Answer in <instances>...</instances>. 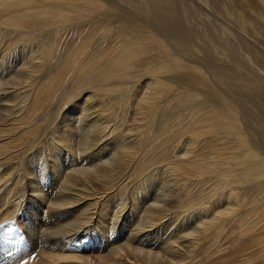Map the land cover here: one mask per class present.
<instances>
[{
  "label": "bare ground",
  "instance_id": "bare-ground-1",
  "mask_svg": "<svg viewBox=\"0 0 264 264\" xmlns=\"http://www.w3.org/2000/svg\"><path fill=\"white\" fill-rule=\"evenodd\" d=\"M186 1L118 0L119 6L115 0H0V211L6 213L4 221L19 215L17 222L31 235L43 263L54 264L48 250L65 241L72 245L76 231L88 227L99 237L104 231L109 236L104 237L109 249L98 264H111L108 258L113 264L125 259L134 264H264V121L258 114V120L247 116V106L233 97L236 90L256 96L254 111L264 116V76L259 72L264 53L253 47L247 58L241 44L247 60L238 56L246 62L230 51L231 43L227 53L213 41L220 50L211 47L209 52L232 53L236 61H225L230 54L221 61V52H215L205 63L203 50L198 61L190 49L198 37L191 40L195 34H188L204 30L192 28L183 37L179 20L197 4ZM230 1L264 20L256 7L263 0ZM182 3H190L189 10ZM234 6L241 8L232 4L229 9ZM245 12H239L241 22L250 24ZM178 13L182 16L176 19ZM151 14L172 25H159ZM187 19L182 18L186 28ZM151 21L161 30L154 31ZM177 23L181 29L174 33L170 29L176 31ZM228 28L221 31L229 37ZM239 60L249 61L250 71ZM60 88L65 102L82 103L79 94H87L84 108L100 109L101 116L95 118L98 111L88 109L77 126L67 110L62 122L47 119L45 111L59 104ZM130 109L134 114L128 117ZM47 121L52 138L43 142L40 130ZM74 135L80 150L69 159L73 154L64 148L75 145L69 144ZM110 139L113 145L95 150ZM37 147L59 151L53 166L36 154L29 159ZM38 165L44 169L39 177H54L51 187L34 181L29 167ZM159 179L164 186L152 197ZM60 185L67 193H56ZM45 186L50 193L43 192ZM62 216L74 221L55 229L45 226ZM128 222V236L110 238ZM19 243L28 246L12 239L3 247ZM22 249L19 261L25 259L27 248Z\"/></svg>",
  "mask_w": 264,
  "mask_h": 264
},
{
  "label": "rangeland",
  "instance_id": "rangeland-1",
  "mask_svg": "<svg viewBox=\"0 0 264 264\" xmlns=\"http://www.w3.org/2000/svg\"><path fill=\"white\" fill-rule=\"evenodd\" d=\"M116 1H117V3H116ZM188 1V0H187ZM186 1V2H187ZM189 1H193V0H189ZM188 1V2H189ZM196 1V3L198 4L199 3V5H197L196 3V6L198 7H196L195 5H191V8L193 7L194 9H191L190 8V3H188L187 5L189 6V8H190V10L187 8L188 6L186 5V4H183L182 3V5L180 6V7H182L183 5H185V8H184V6L182 7V8H184V9H188L189 10V12L188 13H184L183 11H184V9L182 10L181 8H178L179 10H181L182 12H181V14L182 13H184L185 14V17H186V19L189 17V19H187V21H188V24H191V22H192V25L194 26H191V25H188L187 24V26H188V28H186V27H184V26H186V25H184L185 23H187V22H185L186 21V19H185V17H181L182 15L180 14V13H178V16L176 17V19L179 17H181L180 18V20H179V22H181L182 23V29H181V27L180 26H177L179 23H177V24H174V25H176V31H175V29H170L171 31H173L174 33L175 32H178V31H180L178 28L180 27V29H181V31H183L184 33H183V35H186L187 33H189V32H191V31H193L192 30V28H194V29H197V32H198V29H200V30H202V28H203V30H204V32H198V34L196 33V31L193 33V32H191V34L189 33L188 35V37H191L190 35H193V34H195V35H193L192 37H191V40H193L196 36L198 37H196L198 40H201V38H203L202 40H201V42H198V40H197V42L195 43V41L193 42L192 41V43H191V50L192 51H194V53L195 54H193V52H192V54H193V56L194 57H196V58H200L201 57V54H202V50H203V54H202V57H201V60H204V62L205 63H207V61L206 60H212L213 58V56L212 55H216L215 54V52L216 53H220L221 51H223V49H224V47H226V49H227V53H228V51H229V49H230V45H228L229 43H231V49H230V51L235 55V56H237V59L238 58H241L242 56H244L242 53L244 52V54L246 55V57L248 56L249 57V55L250 54H248V52H250V50L248 51V49H261L260 51H263V53H264V25L262 24V22L264 21H262L261 20V22H259V17H258V21L256 20V16H254L253 15V13L254 12H251V10L249 11L248 9H246L248 12H250V13H246L245 11H243V9H242V7H243V4L240 2V0H239V3H241V4H237V1L235 2V1H233L232 2V4H235L236 6H239V5H241V8H240V6H239V8H240V10H236L235 8V6H234V8H232V9H229V7L232 5L231 4V1L230 0H228L229 1V3L228 2H226V1H224V0H218V2L216 1V3H214V1L212 0H209V3H211V5H213L211 8H207V7H205V5L207 4H209V3H207L208 2V0H203L206 4L204 5L203 3V1H201L200 0V2H199V0H194L192 3L194 4V2ZM211 1V2H210ZM114 2V1H113ZM201 2H202V4H203V7H202V4H201ZM228 4L229 5V7L225 4ZM235 2V3H234ZM263 2H264V0H263ZM262 2V3H263ZM121 3V2H120ZM119 2H118V0H115V5L116 4H118L119 6L121 5L122 6V3L120 4ZM191 3V4H192ZM224 3V4H223ZM262 3H260L259 5L260 6H257L256 5V7L259 9V12L261 11V13L263 12V14H264V5L262 4ZM163 4H160V6H162ZM201 5V7H199ZM206 5V6H207ZM210 5H208V7H209ZM245 7V6H244ZM228 8V9H227ZM256 8V9H257ZM193 10H195V11H193ZM230 10H231V12H230ZM242 10V11H241ZM187 11V10H186ZM185 11V12H186ZM193 11V12H192ZM200 11V12H199ZM237 11V12H236ZM180 12V11H179ZM199 12V13H198ZM239 12H245L244 13V15L248 18V20H249V22H250V24H244V23H242L241 22V17L239 16ZM177 14V13H176ZM179 14L181 15V16H179ZM184 14H183V16H184ZM187 14L189 15V16H187ZM191 14V15H190ZM235 14H237V15H235ZM152 16L153 15H155V14H151ZM157 15V14H156ZM252 15V16H251ZM151 16V18H154V19H156V17H158L159 15H157L156 17H152ZM228 16V17H227ZM234 16V17H233ZM231 19H230V18ZM159 18V20H153L154 22H156V23H158L159 25H160V23L162 24V20H160V17H158ZM157 18V19H158ZM178 18V19H179ZM182 18L185 20V21H183L182 20ZM208 18V19H207ZM174 19V20H173ZM172 19V21H175V18H173ZM152 20V19H151ZM191 20V21H190ZM251 20V21H250ZM166 21V20H165ZM167 21H170V20H167ZM171 21V22H172ZM178 21V20H177ZM176 21V22H177ZM238 21H239V23H238ZM152 22V21H151ZM154 22H152L153 23V26H152V24H151V28L153 27V29H154V31H159V29L160 28H162L163 26L162 25H164L165 23H163L162 25H161V27L159 28V27H157V25L154 23ZM185 22V23H184ZM198 22V23H197ZM221 22V23H220ZM258 22V23H257ZM173 23V22H172ZM213 23V24H212ZM241 23V24H240ZM252 23V24H251ZM264 23V22H263ZM155 24V25H154ZM203 24V25H202ZM206 24V25H205ZM257 24V25H256ZM166 26H164V27H167L168 25H169V23L167 22V24H165ZM170 25H172V24H170ZM169 25V26H170ZM174 25H173V27H174ZM180 25V24H179ZM184 25V26H183ZM201 26V27H200ZM242 26V27H241ZM155 27H156V29H155ZM172 27V26H171ZM170 27V28H171ZM178 27V28H177ZM189 27H191L190 29L191 30H189ZM212 27H214V28H212ZM229 27V28H228ZM159 28V29H158ZM175 28V27H174ZM186 28V29H185ZM207 28V29H206ZM225 28V29H224ZM226 28H228V29H230V30H228V31H226V32H230L231 31V33H232V35L231 36H229L228 37V35H229V33H228V35H227V33H224L225 32V30H226ZM262 30V32L260 33L261 35H263V38H261L262 36L261 35H259V33H257V30ZM152 29V30H153ZM167 29H169V28H167ZM186 30V32H185V30ZM189 31H188V30ZM206 29V30H205ZM219 29V30H218ZM221 29H224V32H222L221 31ZM161 30V29H160ZM202 30V31H203ZM214 30H217V31H214ZM221 31V32H220ZM207 32V33H206ZM215 32V33H214ZM219 32L221 33V34H219ZM251 32V33H250ZM181 34H182V32H180ZM217 33V34H216ZM254 33H257V35L256 34H254ZM197 34V35H196ZM200 34V35H199ZM214 34H215V36H214ZM226 35V37L229 39V41H231L232 39V41L231 42H229L228 41V39H227V41L228 42H226V40H225V35ZM182 35V36H183ZM203 36V37H199V36ZM205 35H207V36H205ZM219 37H218V36ZM221 35V36H220ZM222 35H224V36H222ZM209 36V37H208ZM213 36H214V38H213ZM234 36V37H233ZM247 36V37H246ZM255 36V37H254ZM184 38L185 37H187V35L186 36H183ZM187 37V38H188ZM207 37V38H206ZM220 37H222V38H220ZM242 37V38H241ZM196 38H195V40H196ZM212 38V39H211ZM216 38V39H215ZM224 38V39H223ZM236 38V39H235ZM256 38V39H255ZM219 39V40H218ZM189 40V39H188ZM210 40H212V41H210ZM222 40H224L225 42H222ZM190 41V40H189ZM189 41H187V42H189ZM203 41V42H202ZM213 41H214V43H216L217 44V46H218V44L220 45V46H218L219 48L221 47L222 49H221V51H219V52H217V51H215L214 50V54H212V52H209V49H211L210 51H213V47H215V46H213ZM244 41V42H243ZM205 42V43H204ZM212 42V43H211ZM219 42V43H218ZM195 43V44H194ZM205 45H204V44ZM211 43V44H210ZM224 43V44H223ZM226 43H227V45H226ZM189 44H190V42H189ZM188 44V45H189ZM196 44H198V46H196ZM233 44V45H232ZM235 44H236V46L238 47H236L235 46ZM240 44V45H239ZM241 44H244L243 46H244V49H245V51H243L242 52V50H241V52L239 51L240 50V48H241ZM260 44H262V45H260ZM196 46V48H195V46ZM204 45V46H203ZM225 45V46H224ZM250 45V46H249ZM253 45V46H252ZM203 46V47H202ZM243 46H242V49H243ZM260 46H261V48H260ZM190 47V46H189ZM194 47V48H193ZM198 47H200L199 49H198ZM213 49H212V48ZM229 47V48H228ZM250 47H252V48H250ZM254 47V48H253ZM207 48V49H206ZM216 48V47H215ZM218 48V49H219ZM198 49V51H196V50ZM206 49V50H205ZM217 48H216V50H218ZM243 49V50H244ZM220 50V49H219ZM246 50H247V52H246ZM199 51H201L200 53V56H199V54H198V52ZM225 52V50H224V53H226ZM237 52H239V53H237ZM207 55H206V54ZM226 53V54H227ZM232 53H229L228 55H226V54H223L222 52H221V54H219V56H218V54H217V58L218 57H221V61H223L224 60V58H225V56H228V57H226L225 58V61L227 62V58H234L232 55ZM248 55H247V54ZM205 54V56H203ZM223 54V55H222ZM232 54V55H231ZM238 54H240V55H242V56H238ZM196 55V56H195ZM212 57H211V56ZM221 55V56H220ZM225 55V56H224ZM210 56V57H209ZM214 57H216V56H214ZM224 57V58H223ZM247 57V58H248ZM198 58V61H200V59ZM205 58V59H204ZM210 58H212V59H210ZM228 59V61L229 60H232V61H236V57L234 58V60L233 59ZM244 58H245V56H244ZM247 58H245L246 60H247ZM215 59V58H214ZM243 58H241V60H242ZM241 60H239V64L241 65V67H243L242 66V64H244L245 62L244 61H246V60H244V61H241ZM215 61V60H214ZM217 61V60H216ZM224 61V62H225ZM232 61H229L230 63L232 62ZM204 62H200L201 63V66L203 65L202 63H204ZM209 62V61H208ZM241 62H243L242 64H241ZM247 62V61H246ZM204 63V65L206 66V64ZM238 63V62H237ZM246 64H248V65H246ZM246 64H244L247 68H244V69H251V64H250V62L248 61V63H246ZM249 65H250V67H249ZM204 68H206V67H204ZM255 68H257V66H255ZM253 69V68H252ZM250 71V70H249ZM252 71V70H251ZM253 71H254V69H253ZM252 71V72H253ZM259 71V70H258ZM263 71V72H262ZM260 72V74L262 73V75L264 76V70H260L259 71ZM258 72V73H259ZM262 76V77H263ZM185 83V85L186 84H188V82L186 83V82H184ZM62 89L64 90V88H60V90L59 91H61V92H59L58 91V93H57V95H56V99H58V101L59 102H56V103H59V104H54L53 106L51 105V110L50 111H45L48 115H47V119H51V118H54V117H59L57 120L58 121H60V122H62L63 120L62 119H65V117H67V116H69L70 115V117H72L71 118V122L72 123H74L73 125H75V126H77L79 123H84L83 121H84V119H86V114L88 113V112H91V111H87L89 108L88 107H85L84 108V106H87L86 105V102H84L85 101V99H86V97H88V95L86 94V96H85V94H83L82 95V93L81 94H79V101H81L82 103H79V104H77V101L75 100H71V101H67V102H65L64 100H63V95H62ZM88 90L89 89H87V91H86V93H88ZM65 91V90H64ZM90 91V90H89ZM60 93V94H59ZM250 95V96H249ZM235 96V98L237 99V100H239V101H241V102H243V104L244 105H246L247 106V108L249 109V113L248 112H246V113H248V115L247 116H249L250 114H251V116H249L250 118L253 116V117H255L256 118V116H257V114H258V116H257V118L258 119H263L262 121H264V116H261V115H259V113H258V111H254V110H256V107L255 106H257L259 103H256V100L258 99L256 96H254V95H252V94H248V93H245V94H240L239 92H238V90H236L235 91V93H234V95H233V97ZM254 96V97H253ZM67 97V96H66ZM65 97V98H66ZM63 100V103H60V102H62L61 100ZM77 98V97H76ZM82 98H84V99H82ZM140 98V97H139ZM78 99V98H77ZM253 99H255V100H253ZM82 100H84V101H82ZM253 100V101H252ZM259 100V99H258ZM257 100V102H259ZM69 102H71V103H69ZM76 102V103H75ZM250 102H252V103H250ZM65 103V104H64ZM74 105H73V104ZM62 105V106H60V107H58V105ZM64 104V105H63ZM69 104L71 105V107L69 106ZM83 106H82V105ZM82 106V108H80V106ZM130 105H134L133 107H135V105H136V103L134 104L133 102H130ZM249 105V106H248ZM64 106V107H63ZM254 106V107H253ZM55 107V108H54ZM136 107H137V105H136ZM251 107V108H250ZM252 107H253V109H252ZM66 108H68L69 109V111H68V109H66ZM77 108V109H76ZM63 109H64V111H63ZM74 109H76V110H74ZM81 109V110H80ZM82 109H83V111H82ZM59 110V111H58ZM65 110H67L66 111V113L68 114L69 112L71 113H69L68 115L65 113ZM89 110H92V112H95V111H98V110H100V109H89ZM94 110V111H93ZM73 113H72V112ZM133 111V112H132ZM60 112V114H58ZM63 112V113H62ZM252 112V113H251ZM81 113V114H80ZM86 113V114H85ZM131 113H133L134 114V110L133 109H130L129 110V115H128V117H130L131 116ZM53 114H54V116H53ZM56 114H57V116H56ZM74 114V115H73ZM95 118H97V117H100L101 116V114H100V111H98V112H95ZM100 114V115H99ZM50 115V116H49ZM67 115V116H66ZM94 115V113H92V115H91V117L90 118H93L92 116ZM98 115V116H97ZM254 115H256V116H254ZM61 116V117H60ZM62 116H65V117H62ZM81 116H82V118H81ZM77 117H79V118H77ZM248 117V118H249ZM252 117V118H253ZM263 117V118H262ZM249 118V119H250ZM256 118V119H257ZM257 119V120H258ZM62 120V121H61ZM75 121V122H73V121ZM79 120V121H78ZM81 121V122H80ZM92 121V120H91ZM260 121V120H259ZM258 121V122H259ZM262 121L261 122H259V123H262ZM60 122H58L57 124H56V127L57 128H59L60 127V125H59V123ZM77 122V123H76ZM79 122V123H78ZM257 122V123H258ZM49 121H47L46 122V124L44 125V128L43 129H41L40 130V133H42V137H43V142H45V141H47V140H50L52 137H51V131L48 129V127H49ZM260 125V124H259ZM55 128V127H54ZM56 129V128H55ZM48 130V131H47ZM54 132V131H53ZM45 134H46V136H45ZM45 136V137H44ZM76 135H74V136H70L71 138H70V140H69V144H71V145H73L74 143H75V145L74 146H72V148H70L69 149V147H68V149L67 148H64L65 150H68V153H70V154H73V155H71L70 157H69V159L72 157V156H74L75 154L77 155L78 153H79V150L77 149L79 146H78V142H79V140H78V138H77V136L75 137ZM54 137H55V134H54ZM46 139V140H45ZM76 140V141H75ZM75 141V142H74ZM112 139H110L109 141H105V140H102V141H100V143H99V145H98V147H96L95 148V150H99V149H101V148H104V146L108 143V144H112ZM77 142V143H76ZM113 145V144H112ZM57 146H60V144H58ZM56 146V147H57ZM40 147V146H39ZM39 147H37V148H35V149H33V150H31V154H30V156H29V159H31L32 157H33V155L34 154H36L37 156H41L43 159H45V158H47L46 160H48L51 164V166H53V162L54 161H56V156L59 154V151H56V150H54V149H52V150H50V149H45L44 150V148L43 149H41L40 150V148ZM49 148H51V147H49ZM63 149V150H64ZM73 149H75V150H73ZM38 150V151H37ZM70 150V151H69ZM73 150V151H72ZM33 151V152H32ZM45 151H47V152H45ZM49 151V152H48ZM37 153H39V154H37ZM51 155H50V154ZM53 153V154H52ZM48 154H49V156H48ZM67 155V154H66ZM44 156V157H43ZM31 157V158H30ZM49 157V158H48ZM52 157V158H51ZM75 157V156H74ZM61 158H63V156H61ZM60 158V159H61ZM50 159V160H49ZM53 159V160H52ZM90 159H92L93 161L95 160V158H90ZM90 159H88V160H90ZM52 160V161H51ZM15 162H17L16 164L17 165H19V164H22V163H20L18 160H16ZM14 162V163H15ZM75 162V161H74ZM73 162V163H74ZM55 167H57L56 165H55ZM54 167V168H55ZM15 167L13 166V169H14ZM31 168V169H30ZM39 165L37 166V167H29V171L32 173V175H33V178H34V181L36 182V184L38 183L39 185H41V184H43V183H46V185L47 184H49V186L51 187L52 185H53V183H54V180L52 181V179H54V177L52 176V175H50L49 173H47V176H45V178H42V177H39V174H40V176H41V173L42 172H44V169L42 168V166L39 168ZM54 168L52 169V172L55 174V172H54ZM12 169V168H11ZM40 169H41V171H40ZM1 170H3V169H0V172H1ZM34 170V171H33ZM39 170V171H38ZM14 171H16L15 169H14ZM13 171V172H14ZM38 171V172H37ZM23 173V172H22ZM22 173H21V175H22ZM38 175H37V174ZM52 173V174H53ZM57 174L58 173H56V176H57ZM20 175V176H21ZM39 177V178H38ZM47 177V178H46ZM49 177V178H48ZM38 179H40V180H38ZM48 179H50L49 181H51V183H49L48 182ZM45 180V181H44ZM57 179H55V181H56ZM162 182V181H161ZM160 182V179H159V181L155 184V186H153V188L150 190V194L152 195V197L153 196H155V195H158V191L162 188V186H164L163 185V183H161ZM41 183V184H40ZM10 184H11V182H10ZM48 188V191H47V187L45 186L44 188H43V192H47V193H50V191H51V188ZM159 187V188H158ZM56 188H57V190H56V193H60V194H63L64 192L65 193H67L63 188H62V186L60 185L59 187H57L56 186ZM60 188V189H59ZM2 189V188H1ZM0 189V190H1ZM50 189V190H49ZM62 191H64V192H62ZM153 192V193H152ZM156 193V194H155ZM155 194V195H154ZM2 194H0V196H1ZM150 195V196H151ZM21 200V198H20V195H19V199L16 201V202H14L12 205H11V208L15 205V203H17V202H19ZM77 206H75V208H76ZM12 210V209H11ZM75 212L74 213H79V211H78V209H75L74 210ZM12 212H13V210H12ZM20 214V213H19ZM5 215H6V213H5V211L3 210V211H0V264H46V263H43L42 261H41V255H37V253H36V251H35V248H34V243H33V241L31 240V238H29V237H31V235L29 234V233H27L26 231H25V229H21L20 228V224L17 222V217L19 216V215H17L16 214V216L14 217V218H12V220H9V221H4V217H5ZM80 215H78V217H79ZM70 220V221H69ZM74 221V219L72 218H69L68 217V219H67V216L66 217H64V216H62L61 218H59L58 219V222L57 221H52V223H50V222H48L45 226L49 229V228H51V227H54V229L55 228H60V227H63V226H65V225H67V224H69V223H72ZM133 222V221H132ZM132 222H128L127 223V227L125 228H122V224H121V227H120V229H116L115 230V232H112V234H110V238H119V239H121L122 237H124V236H128L129 234H130V230H131V225H132ZM55 224H56V226H55ZM48 225V226H47ZM52 225V226H51ZM54 225V226H53ZM60 225V226H59ZM44 226V227H45ZM45 227V229H47ZM85 230H87V231H85ZM106 230H107V228H106ZM108 230H109V228H108ZM81 232H83V233H81ZM113 233H114V235H113ZM117 234V235H116ZM17 236V237H16ZM104 237H109L108 236V233L106 232V231H104ZM104 237H99V234H98V232L96 231V230H94V229H90V228H84V229H82L81 231H79L78 232V234H77V231H76V235H74L73 236V238H75V240L74 241H72V245H68V244H66L67 242L65 241V242H63V244H62V246L59 248V249H57V250H54V251H50V250H48L50 253H51V255L54 257V259L52 260V261H54L55 263L54 264H89V262L90 261H94V264H98L99 262H100V258H101V256L103 255V254H105L106 252V250L107 249H109V248H107L106 246H107V244L108 243H106V240H105V238ZM2 238H4V239H2ZM12 239L14 240V242H16V241H18V242H22L23 244H27L28 246H26V245H24V246H22V248H27L26 249V252H25V259L23 260V261H19L16 257H20V256H22L23 255V249L22 248H20V243L17 245V248L16 247H13V246H7V247H3V245H6V244H11V242H12ZM74 242V243H73ZM52 244H54V243H52ZM9 248V249H8ZM67 248V249H66ZM70 248V249H69ZM107 248V249H106ZM60 258L61 259V261H58L57 259L58 258ZM114 257V256H113ZM112 257V258H113ZM108 260H109V263H111V264H113V262H111L110 261V259L108 258ZM18 262V263H17ZM121 264H134L133 262H131L129 259H125Z\"/></svg>",
  "mask_w": 264,
  "mask_h": 264
}]
</instances>
